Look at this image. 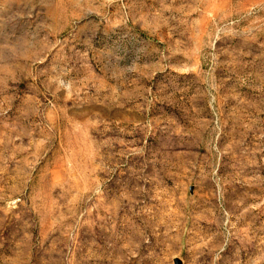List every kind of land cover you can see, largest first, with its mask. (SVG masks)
I'll return each mask as SVG.
<instances>
[{
    "label": "rangeland",
    "instance_id": "1",
    "mask_svg": "<svg viewBox=\"0 0 264 264\" xmlns=\"http://www.w3.org/2000/svg\"><path fill=\"white\" fill-rule=\"evenodd\" d=\"M264 264V0H0V264Z\"/></svg>",
    "mask_w": 264,
    "mask_h": 264
},
{
    "label": "water",
    "instance_id": "2",
    "mask_svg": "<svg viewBox=\"0 0 264 264\" xmlns=\"http://www.w3.org/2000/svg\"><path fill=\"white\" fill-rule=\"evenodd\" d=\"M175 264H181V262L179 260H176Z\"/></svg>",
    "mask_w": 264,
    "mask_h": 264
}]
</instances>
